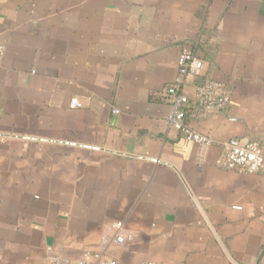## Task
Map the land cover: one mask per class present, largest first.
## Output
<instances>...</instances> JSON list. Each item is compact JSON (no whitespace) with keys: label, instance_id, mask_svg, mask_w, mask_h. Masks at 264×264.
I'll use <instances>...</instances> for the list:
<instances>
[{"label":"crops","instance_id":"obj_1","mask_svg":"<svg viewBox=\"0 0 264 264\" xmlns=\"http://www.w3.org/2000/svg\"><path fill=\"white\" fill-rule=\"evenodd\" d=\"M0 43V264H264V176L216 163L230 138L264 155V0H0ZM184 49L210 145L167 125Z\"/></svg>","mask_w":264,"mask_h":264},{"label":"built area","instance_id":"obj_2","mask_svg":"<svg viewBox=\"0 0 264 264\" xmlns=\"http://www.w3.org/2000/svg\"><path fill=\"white\" fill-rule=\"evenodd\" d=\"M4 46L0 43V54ZM178 76L176 82L164 87V94L169 98L171 108L166 117L169 128L178 131L181 136L191 142L202 145H210L212 138L199 132L185 121L188 96L180 88L183 78L186 76L198 77L202 74L204 62L195 56L190 50L184 49L177 58ZM195 98L198 105L206 112L224 108L230 100V90L221 81L205 80L196 87ZM72 106H79L76 99L71 101ZM216 163L229 170L241 173H260L264 176V155L257 141L230 138L223 143V152L217 158ZM117 241H123L118 237ZM45 264H116V261L104 253L94 250H85L81 257L75 260L62 259L50 253ZM139 264H159L154 261H143Z\"/></svg>","mask_w":264,"mask_h":264}]
</instances>
